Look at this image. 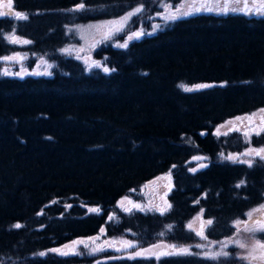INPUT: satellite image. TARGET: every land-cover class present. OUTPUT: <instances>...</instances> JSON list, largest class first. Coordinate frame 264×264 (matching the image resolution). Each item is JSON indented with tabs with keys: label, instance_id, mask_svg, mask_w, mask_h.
<instances>
[{
	"label": "trees",
	"instance_id": "1",
	"mask_svg": "<svg viewBox=\"0 0 264 264\" xmlns=\"http://www.w3.org/2000/svg\"><path fill=\"white\" fill-rule=\"evenodd\" d=\"M156 1L14 0L27 19L0 17V57L23 49L55 63L48 76L0 75V264H215L192 253L129 259L110 249L98 256L39 252L102 228L143 247H194L234 235L232 222L264 202V160L249 167L219 159L247 141L237 132L213 133L226 119L264 107V15L197 12L124 48L100 43L92 57L107 72L86 70L60 51L76 39L68 30L74 23L141 7L130 24L149 26L161 7ZM12 30L30 43L7 41ZM200 84L213 86L181 87ZM250 144L264 145V134ZM196 155L210 161L190 171L187 160ZM168 170L173 186L163 213L109 219L120 197ZM196 213L206 221L203 236L186 226Z\"/></svg>",
	"mask_w": 264,
	"mask_h": 264
},
{
	"label": "rangeland",
	"instance_id": "2",
	"mask_svg": "<svg viewBox=\"0 0 264 264\" xmlns=\"http://www.w3.org/2000/svg\"><path fill=\"white\" fill-rule=\"evenodd\" d=\"M156 2L158 3L160 2L159 6L161 7H160V10L155 11L151 15L148 16L149 26L138 24L135 27H133L130 24V21L133 19V16H132L125 23V27L120 32H114L108 39L104 38V34L114 27V25L110 24L109 22H113V21L119 22L121 17L125 16L129 12H133L134 9H136L137 7L136 8L134 7L126 11L119 17L98 19V20H92V21H87V22H78V23L69 25L68 30L73 36H75L74 38L76 39L72 43L61 47L60 51L65 54L72 55L75 58L79 59L84 64V67L86 70L100 68L101 70L104 71V69L107 67L103 63V60L100 58L92 57V52L97 48V46L100 43L109 41L112 43L113 46L119 47L118 45L123 44L125 40H127L128 43L129 41L132 40V39L129 40L128 37L133 32L142 31L144 33L143 35L155 33L157 30L162 29L167 23L170 22V21H165L163 19V16L167 15L169 11H175V7H173L175 5H180L182 12L187 11L188 5L192 4L193 2L195 3V6L197 7H199L201 4H204L206 7H212V8H215L217 6L223 7L224 5V0H179L178 2H174L172 0H157ZM249 3H251V0H249ZM165 4L169 5L170 7L168 9H165ZM241 7H243V0H240L239 3H237L236 0H229V8L239 9ZM200 12L218 13L216 11H204V10H201ZM229 12H232V11H229ZM236 12L243 13L245 15H256V16L260 15L261 16V14H255V13L246 14L245 12H241V11H236ZM220 13H223V12H220ZM153 25H159V27L155 28L154 30ZM12 35L17 37L19 42H15V43L11 42L10 37ZM5 38L7 41L13 44H16L19 47L21 46L23 47L28 44V43H23V41H28V40L19 37L13 30L6 32ZM64 49H68V51H63ZM17 54L19 55L17 56ZM7 56L14 57V59L12 60L0 59V75L17 76V77H24L26 75H35V76L46 75L48 76V75H52L55 70V63L53 60H50L46 56H42L38 54H31L27 50L20 49L17 51H12ZM94 62H99V64L97 65ZM17 73H20V75H17ZM261 108H264V107H261ZM261 108L255 109L248 113H243V114L230 117L226 119L224 122L218 124L213 129V133L215 135L217 132V128H219L221 135H223V133L230 134L233 132H237L243 137L244 140L247 141V145L239 151L220 152L218 154L219 159H226L225 157H227L229 154L244 153L246 149L249 147L251 148L264 147V145L250 144V139L252 136L250 137V139H246L245 136L243 135V131L248 128L247 120H244L242 122L234 120V118L238 116L242 117V116L250 115L251 113H257L256 117H254V121H255V126L258 127L260 124V117L261 115H264L258 112V110ZM226 121H232V123L226 124L225 123ZM236 127L241 128V131H229L230 128H236ZM221 135H216V136H221ZM257 158L259 157L253 158V157L239 156L238 160L236 161L240 162L241 160H245V159L256 160ZM209 161L210 160L208 156L206 155H196V156L190 157L187 160V164L189 165L188 169L190 171H193V169H195L196 171L198 169H201L207 166ZM172 186H173V183H172L171 170L160 173L156 175L155 177H153L152 179H150L149 181L142 184L141 186H139L138 188L132 189L128 194L120 197L116 203V208H115L116 211H113L109 217H112V219L115 220L117 218L116 213L118 212L129 213V212L136 211V210L143 211V212H148V211L161 212L158 209H167L170 205L167 195ZM261 204H264V202ZM134 205H139L140 207H134ZM259 205L254 206L250 210L257 208ZM125 209H130V211H125ZM249 211H247V213ZM259 217H260V213H255L253 216V219H257ZM247 219L248 217L247 215H245L242 218L235 219L232 222V224L234 225L235 228H237V226L234 223L235 221L237 220L244 221ZM189 225H191V227H189ZM205 225H206V221L201 217V214L196 213L187 222L186 226L187 228L193 230L194 232L199 233L203 231V228ZM240 227L243 228V225H240ZM262 234L264 233H256L255 237L264 239L262 237ZM90 237H97V239L94 241L89 240ZM230 239L233 241L240 240L241 242H251V237L249 233H245L243 231L241 232L236 231L234 235L221 238L219 240H208V239L200 240L201 242L196 244L194 247L191 244L166 243L163 241L159 243L156 242L150 246L143 247V246L137 245L136 241L129 236H108L104 233V231L103 233H101V229H100L99 232H97L94 235H91L88 237L75 238L61 246L43 250L39 252V254L45 253V255H47V254L57 253V252L50 251L51 249H61V251H68L69 249L64 248L63 247L64 245H69L71 247L73 241L83 240L84 244L75 245L78 255L98 256L102 252L106 251L107 249H110L114 252L120 253L121 255L130 256L132 253L139 251L142 248L143 249L151 248L152 252L159 254L163 252H172L173 249L169 248L168 246L175 245L177 248L187 247L189 249L188 253L204 256L205 258H208L209 260H211V262H214L215 264H222V263L232 264L235 262L247 264V261L241 260L239 258L242 254H244L245 250L240 249L236 244L231 243ZM123 241H132L134 244V247L123 248L122 247ZM85 244H87L88 246L85 247ZM108 245H111V246H108ZM153 245H158L159 247L152 248ZM95 247H103V251H98V252L93 253L91 249ZM220 252H227L228 255L227 256L219 255L215 259H211L209 258V256L205 255V253L212 254V253H220ZM69 255H74V254H69ZM153 256L159 257L162 255H153Z\"/></svg>",
	"mask_w": 264,
	"mask_h": 264
},
{
	"label": "snow or ice",
	"instance_id": "3",
	"mask_svg": "<svg viewBox=\"0 0 264 264\" xmlns=\"http://www.w3.org/2000/svg\"><path fill=\"white\" fill-rule=\"evenodd\" d=\"M237 3L240 2V0H236ZM170 6L165 4V9H168ZM175 11H169L167 15L163 16V19L165 21H171V20H176L180 18L181 16H188L193 13L200 12L201 10L204 11H216L218 13L223 12L227 13L229 11L236 12V11H241L247 13H255V14H261L264 15V0H251V3H249V0H243V7L241 8H229V0H224V5L223 7H206L204 4H201L199 7L195 6V3L193 2L192 4L188 5V10L187 11H181V6L180 5H175ZM77 9H82L84 8L83 4H78L76 5ZM5 9L8 10H13L14 9V0H0V17H5L11 14L10 11H5ZM142 8L137 7L134 9L133 12L127 13L125 16L120 18L119 22H109L110 24L114 25L113 28H111L108 32L104 34V38L108 39L114 32H120L124 27L125 23L136 13L141 12ZM159 14V13H158ZM15 18L17 19H27V14L22 13L19 11L14 12ZM159 25H153V29L158 28ZM144 33L142 31H136L133 32L128 39H133V38H139L141 35ZM11 42H19L18 38L12 35L10 37ZM23 43H30V41H23ZM128 41L125 40L123 44H119L118 46L123 48L127 46ZM63 51H68V49H64ZM19 54H17L18 56ZM0 59L3 60H12L14 57H0ZM97 65L99 62H94ZM110 69L105 68L104 71H109ZM17 75H20V73H17ZM213 85L209 84H200V85H193L192 87H188L186 85H181V87L184 88L185 91H192L194 89H200V88H206V87H212ZM259 113L264 114V108H261L258 110ZM257 113H251L250 115L246 116H238L235 117L234 120L236 121H248V128L243 131V135L245 136L246 139H250L252 135H261L264 134V115H261L260 117V124L259 126H255V121L254 117H256ZM227 123H232V121H226ZM229 131H241V128L236 127V128H230ZM216 135H221L219 128H217ZM223 135H227V133H223ZM223 155V154H221ZM239 156H246V157H259V159L264 160V147L260 148H247L244 153H239V154H229L226 159L236 161L238 160ZM241 163L247 164L249 167H251L254 163V159H245L241 160ZM195 171V169H193ZM151 183V182H150ZM244 181H240V184L237 185V187H240ZM70 207V206H68ZM134 207H140L139 205H134ZM170 207V205H169ZM143 210V209H141ZM163 213L166 209H158ZM91 212H98L100 209L98 208H92L89 209ZM125 211H130V209H125ZM255 213H260V217L257 219H253V216ZM39 215V213H38ZM248 219L241 221L237 220L235 221V225L237 226V232H245L249 233L251 237V242H241L240 240H231V243L236 244L240 249L245 250L244 254H242L239 258L241 260L247 261V264H264V239L256 238L255 234L256 233H264V204L259 205L257 208L250 210L248 213H246ZM112 219V217H109ZM212 221L209 220L207 221V224H211ZM240 225H243V228L240 227ZM14 227L19 228L21 227L20 224L14 225ZM191 227V225H189ZM104 229H101V233H103ZM197 235L203 236L202 232L197 233ZM97 237H90L89 240H96ZM78 244H84L83 240H78V241H73L72 246L70 247L69 245H64L63 247L66 249H69L68 251H61V249H51L50 251L57 252L61 255H69V254H77L75 245ZM88 245L85 244V247ZM111 246V245H108ZM199 246V245H198ZM122 247L123 248H132L134 247V244L132 241H123L122 242ZM159 247L158 245H153L152 248H157ZM169 248H172V252H163V253H154L152 252V249H140L139 251H136L132 253L128 258L132 259L138 256H146V255H182V254H188L189 249L187 247H179L177 248L175 245H169ZM91 251L93 253L98 252V251H103V247H95L92 248ZM40 255H45V253H40ZM206 256H209L211 259H215L219 255H224L227 256V252H220V253H212V254H207L205 253Z\"/></svg>",
	"mask_w": 264,
	"mask_h": 264
},
{
	"label": "water",
	"instance_id": "4",
	"mask_svg": "<svg viewBox=\"0 0 264 264\" xmlns=\"http://www.w3.org/2000/svg\"><path fill=\"white\" fill-rule=\"evenodd\" d=\"M5 11H10V12H11V14H10V15H8V16H5V17H13V16H15V15H14V12H15V11H17V9L14 7V9H13V10H8V9H5ZM202 134H204V132H202Z\"/></svg>",
	"mask_w": 264,
	"mask_h": 264
}]
</instances>
